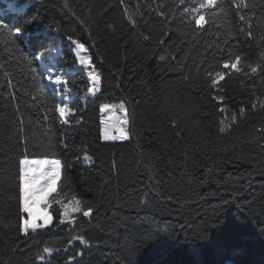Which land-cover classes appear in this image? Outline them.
Listing matches in <instances>:
<instances>
[{"label":"trees","instance_id":"obj_1","mask_svg":"<svg viewBox=\"0 0 264 264\" xmlns=\"http://www.w3.org/2000/svg\"><path fill=\"white\" fill-rule=\"evenodd\" d=\"M106 2L18 0L26 5L23 15L0 11L9 23H21L24 18L33 21L26 26L20 40L21 52L12 55L11 63L9 54L0 49V58L14 85V89L9 88L7 78L0 80V182H11L19 154L25 151V138L31 153L52 136L54 147L50 151L67 161L65 175L70 187L98 206L90 221L81 219L75 226L24 237L11 227L16 222V207L7 199L12 190L8 183H0V221L10 225L0 226V264H36L35 253L44 244L64 248L71 227L77 233L83 231L91 241V246L83 249V257L76 258L80 264H264V155L255 142V129L264 122V114L251 112L256 97H251L239 79L233 78L225 85L228 107H246L250 111L235 138L217 137L211 127L212 118L204 119L200 127L189 123L184 134L177 136L169 130L166 120L184 101L188 89L181 72L156 56L171 51L179 59L190 47L195 48V42L187 45L176 36L165 37L163 48L152 53L146 51L152 47L150 44L125 45L116 34L94 33L98 47L92 49V55L104 80L100 100H128L134 118L130 142L99 141V101L80 103L84 74L75 65L72 46L64 33L54 28L59 26L88 40V34L65 3L82 15L86 5L95 12ZM126 3L130 9L145 13L140 21L143 24L145 20L152 23L158 19L152 11L157 3L170 4L171 0ZM8 5L9 0H0V9ZM104 19L124 25L118 4L114 14ZM205 39L215 37H201L200 42ZM39 51L45 53L43 63L51 64L53 72L75 69L67 77L76 94L73 106L79 104L85 109L83 126L53 127L44 120L41 101L33 99L39 89L21 59H31ZM40 64L37 61L33 67L43 72ZM113 64L119 69L117 75L116 68L109 67ZM43 83L47 85L46 80ZM257 84V96L264 100L260 95L264 86L259 81ZM46 92L52 96L53 86L47 85ZM60 99L57 95L56 100ZM203 103L205 111H212L207 99ZM259 144H264V139H259ZM82 148L94 155L92 163H75L74 153ZM82 247L74 242L67 255L61 251L48 258V264H65L68 256Z\"/></svg>","mask_w":264,"mask_h":264},{"label":"snow or ice","instance_id":"obj_2","mask_svg":"<svg viewBox=\"0 0 264 264\" xmlns=\"http://www.w3.org/2000/svg\"><path fill=\"white\" fill-rule=\"evenodd\" d=\"M117 4L121 8L123 26L104 19L110 13L114 14ZM25 7L26 5L19 4L18 0H9L8 8L0 11L21 16ZM65 7L73 12L79 27L88 34V40L73 36L71 31L59 26L54 30L64 33L75 54V65L84 74L85 88L83 94L79 95L80 103L95 104L99 101L96 106L99 141L130 142L134 118L128 100L122 99L118 103L100 100L104 91V80L92 55V49L98 47L94 33L116 34V38L123 40L125 45L133 43L142 47L150 44L152 47L146 51L152 53H155L157 48H163L166 44L165 37L176 36L187 45L195 42V48L190 47L179 59L171 51L156 56L158 61L169 62L170 67H175L181 72L188 89L184 101L176 105L166 120L169 130L174 131L177 136L184 134L189 123L200 127L204 119L212 118L211 127L217 137L235 138L236 130L249 118L250 111L246 107H240L238 110L228 107L225 85L233 78L241 80L251 97H256L255 102L251 104V112L258 110L264 114V100L257 96V81L260 86H264V0H171L170 4L157 3L152 11L158 19L152 23L145 20L143 24L140 21L145 13L130 9L126 0H107L106 4L95 12L86 5V12L82 15L76 14L67 3ZM149 19L151 20V17ZM32 22L31 19L24 18L21 23L13 24L0 16V49L9 54V63L12 62L13 54L21 52L20 40L26 26ZM208 36L215 39L200 42L201 37ZM89 40L92 41L91 44ZM193 51L196 52L195 56L191 55ZM48 52L51 55V50ZM169 57L175 62L174 65L169 61ZM21 59L32 74L33 84L39 89V94L33 95V99L41 101V110L45 112L44 120L53 127L55 124L62 127L83 126L85 109L79 104L73 106L71 101L76 94L70 86L66 71L53 72L51 64L43 63V51L37 52L31 59L27 56H21ZM189 60L190 64L187 63ZM37 61L41 62L43 72L33 67ZM109 67L116 68L114 75L119 73L116 64ZM0 72V80L7 78L8 87L14 89L11 73L5 69L2 58ZM44 80L53 86L52 96L46 92L47 85L43 83ZM248 85L250 87H247ZM57 95L61 98L59 101L56 100ZM260 95H264V92ZM15 98L13 94L12 99ZM205 99L211 105L212 111H205ZM51 130L50 128L49 131ZM255 132L258 135V139L254 138L255 142L261 150V155H264V144H259V139H264V122ZM46 140V143L42 141L39 144L38 151L30 153L28 140L25 138V151L19 154L17 170L12 174L11 182H0L8 183L12 190L7 199L10 205L14 204L16 207V222L11 227H15L24 237L56 231L61 226H75L81 219L90 221L98 211L96 203L85 199L81 193L70 187L65 175L69 166L67 161L50 151L54 147L53 137L47 136ZM74 156L75 163L90 164L94 160V155L87 148H82L74 153ZM49 187L51 191H47ZM42 193L44 198L38 201L36 197ZM2 196L3 193H0V197ZM2 204L3 200L0 199V205ZM37 207L42 213L35 211ZM0 226L10 227L3 221H0ZM74 242H79L83 247L68 256L65 264H80L76 258L83 257V249L90 247L91 241L83 231L75 232L74 227L70 228V237L63 249L49 244H44L38 249L34 257L36 264H48V258L61 251L67 255Z\"/></svg>","mask_w":264,"mask_h":264},{"label":"rangeland","instance_id":"obj_3","mask_svg":"<svg viewBox=\"0 0 264 264\" xmlns=\"http://www.w3.org/2000/svg\"><path fill=\"white\" fill-rule=\"evenodd\" d=\"M73 53H74V52H73ZM74 55H75V54H74ZM77 69L80 70L78 66H77ZM46 83H47L48 86H50V87L52 86V85L48 84V81H47V80H46ZM47 191H51V188L49 187V188L47 189ZM43 198H44V193H42L40 196L36 197V199H37L38 201H42ZM35 211H36L37 213H42V210H41L39 207H37Z\"/></svg>","mask_w":264,"mask_h":264},{"label":"built area","instance_id":"obj_4","mask_svg":"<svg viewBox=\"0 0 264 264\" xmlns=\"http://www.w3.org/2000/svg\"><path fill=\"white\" fill-rule=\"evenodd\" d=\"M74 72H75V69L70 68V69L66 70V75L68 76L69 74L74 73Z\"/></svg>","mask_w":264,"mask_h":264}]
</instances>
